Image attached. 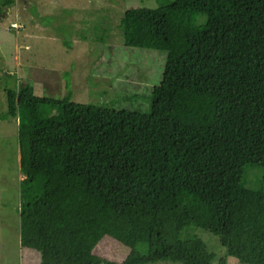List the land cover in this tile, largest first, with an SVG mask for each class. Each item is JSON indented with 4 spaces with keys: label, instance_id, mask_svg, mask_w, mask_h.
<instances>
[{
    "label": "trees",
    "instance_id": "16d2710c",
    "mask_svg": "<svg viewBox=\"0 0 264 264\" xmlns=\"http://www.w3.org/2000/svg\"><path fill=\"white\" fill-rule=\"evenodd\" d=\"M156 1L120 18L124 44L166 51L147 111L4 88L38 264H264V0ZM105 234L121 260L93 252Z\"/></svg>",
    "mask_w": 264,
    "mask_h": 264
},
{
    "label": "rangeland",
    "instance_id": "374dc122",
    "mask_svg": "<svg viewBox=\"0 0 264 264\" xmlns=\"http://www.w3.org/2000/svg\"><path fill=\"white\" fill-rule=\"evenodd\" d=\"M156 4V0H15L2 6L0 264L39 262V255L19 242L17 124L15 117L5 113L4 88L25 82L37 95L70 94L75 101L147 111L152 87L161 81L166 51L124 44L120 18L129 6ZM12 21L22 26L12 27ZM196 232L216 258L224 253L215 234L202 228ZM127 250L108 234L93 248V252L117 260ZM145 264L181 263L161 260ZM228 264L240 263L229 256Z\"/></svg>",
    "mask_w": 264,
    "mask_h": 264
},
{
    "label": "built area",
    "instance_id": "2783aa9c",
    "mask_svg": "<svg viewBox=\"0 0 264 264\" xmlns=\"http://www.w3.org/2000/svg\"><path fill=\"white\" fill-rule=\"evenodd\" d=\"M10 25L13 27H16V28H19V27H21L22 26V24H19V23H17V22H15V21H12L11 23H10Z\"/></svg>",
    "mask_w": 264,
    "mask_h": 264
},
{
    "label": "crops",
    "instance_id": "0c3cea01",
    "mask_svg": "<svg viewBox=\"0 0 264 264\" xmlns=\"http://www.w3.org/2000/svg\"><path fill=\"white\" fill-rule=\"evenodd\" d=\"M15 123L17 124V119L15 120ZM18 150H19V147H18ZM18 159H19V154H18ZM23 177V174L20 173L19 175V180Z\"/></svg>",
    "mask_w": 264,
    "mask_h": 264
},
{
    "label": "water",
    "instance_id": "95a60500",
    "mask_svg": "<svg viewBox=\"0 0 264 264\" xmlns=\"http://www.w3.org/2000/svg\"><path fill=\"white\" fill-rule=\"evenodd\" d=\"M23 84H25V82H24V83H22V85H23Z\"/></svg>",
    "mask_w": 264,
    "mask_h": 264
}]
</instances>
